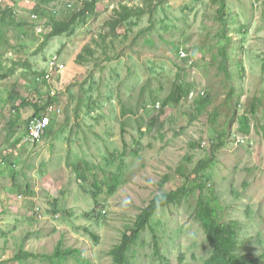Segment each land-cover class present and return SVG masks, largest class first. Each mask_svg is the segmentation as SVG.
Listing matches in <instances>:
<instances>
[{
	"label": "rangeland",
	"instance_id": "1",
	"mask_svg": "<svg viewBox=\"0 0 264 264\" xmlns=\"http://www.w3.org/2000/svg\"><path fill=\"white\" fill-rule=\"evenodd\" d=\"M40 1L0 0L23 12ZM67 1L44 4L46 18L57 8L55 17L66 20L86 0H70V10L57 7ZM225 1L220 20L212 0H97L73 33L42 50L37 35L45 17L35 21L38 33L30 26L23 40L0 45V264H51L13 258L21 251L52 254L60 239L71 249L64 264H115L111 249L165 177L168 191L191 188L194 168L212 150L214 161L201 172L208 184L202 195L199 188L187 192L159 211L152 219L158 255L147 228L128 253L131 264H204L211 247L196 218L200 196L213 200L221 221L240 220L242 254L264 252V0ZM88 45L91 55L83 51ZM178 47L195 54L193 65L180 61ZM80 52L89 57L84 64ZM53 57L65 64L54 72L60 112L32 144L24 130L34 111L24 107L8 138L1 114L18 98L47 94L31 75L51 70ZM179 83L196 97L206 91L209 104L162 107Z\"/></svg>",
	"mask_w": 264,
	"mask_h": 264
},
{
	"label": "trees",
	"instance_id": "2",
	"mask_svg": "<svg viewBox=\"0 0 264 264\" xmlns=\"http://www.w3.org/2000/svg\"><path fill=\"white\" fill-rule=\"evenodd\" d=\"M58 0H41L38 2L39 4L33 6L34 8L31 9L29 12H23L19 11L17 7L14 4H5L0 2V45L1 46H8L9 42L13 39V37L23 40L26 36L30 35V29L28 27H35L36 33H38V26L35 23L36 20L40 18H46V8L44 7V4L53 3ZM97 0H86L83 5L78 6L76 8L77 11L73 15H71L68 19H58L55 17V13L58 11L56 8L53 10V15H49L46 18V22L43 25H40L41 30L38 33L37 36H42V42L38 46V49H43V46L46 45L50 39L56 37V36H62L65 33L71 32L73 33L76 30V27L81 19H86L88 14L95 11ZM217 4V18L220 20H224L225 16V6L226 1L225 0H212V3ZM81 3V2H79ZM81 3V4H82ZM74 2L73 1H67L64 2V5L57 6L59 9L64 8L65 10H70L74 8ZM25 15V16H24ZM124 16H127L126 14ZM42 18V19H43ZM40 20V19H39ZM39 27V28H40ZM43 27V28H42ZM45 28V29H44ZM34 31V30H33ZM42 31V32H41ZM45 31V32H44ZM115 33V32H114ZM10 39V40H9ZM20 44V43H19ZM23 48V47H21ZM6 49V48H4ZM85 54L91 55L92 48L90 45L85 46L83 48ZM178 55L180 56V61L185 63H190L189 60L196 61L195 54H191L186 48L180 49V47L177 48ZM185 50L188 52L187 58L181 57V51ZM40 52V51H39ZM5 53V52H1ZM0 53V55H1ZM35 53H37L35 51ZM4 55V54H2ZM58 57H53L51 59H57ZM89 57L87 55H84L83 52H80L77 57V61L79 63H83L88 60ZM1 59V58H0ZM48 60L49 61L51 60ZM60 61V60H59ZM190 63V64H194ZM64 63V62H63ZM16 66L18 64H15ZM53 70L44 69L43 71H34L31 75L32 82L35 84L43 85L48 87V98L47 100H44L43 98L35 96H31L29 98H18L16 100V104L12 107L11 110L6 114V117L3 116L4 120L7 124L10 126V132L9 137L16 135L17 127L20 126V119L22 117V113L24 107L31 106L32 110L34 111L33 115L39 116L40 111L45 110L48 105L54 104L55 102L59 101L58 98V90L55 95H51V89L48 83L46 82L45 75L50 73ZM42 77L44 80H39L38 77ZM191 86L186 85L183 83H179L176 87V90L170 94L164 103L162 104V107L166 106L169 101L172 102H182L183 100H193L195 101L200 107L199 108H205L209 103L207 101L210 100L209 95H206V91H202V96L196 95L193 97V99L190 98L191 95ZM38 93V92H37ZM204 100H206L204 102ZM164 105V106H163ZM31 118H28V120L25 123V130L24 133L27 134L28 132V122ZM25 134V136H26ZM7 138V140H8ZM21 138V137H20ZM14 139V138H13ZM22 141V139H15L13 142ZM193 147H199L201 146V141L193 142ZM215 149V148H213ZM214 151L212 150V156L211 157H204L202 158L197 166L194 168L193 173L195 176V184L190 188L186 187L187 183H185L183 186L178 187L175 190H166L164 188V184L167 182L169 176H166L164 181L162 182L160 186V192L154 195V197L149 201V204L142 208L141 212L136 216L135 221L133 223L132 228L130 227L127 232V230L123 233L122 239L120 243L116 244L110 251V255L113 258V262L115 264H131L130 255L128 254L131 247L141 239L142 233L147 229L150 228L153 231V244H154V253L158 255L159 253V246L158 241L159 237L157 235V232L155 228L152 226V219L157 215L159 211H161L164 208H167L171 204H177L183 194L187 192H195L198 188L201 190L200 195H202V191L205 189L208 184L204 182L201 175V172L206 170L209 165L214 161ZM18 159L14 160L13 163L15 165L18 164ZM89 167V163H86ZM81 177H84L85 174H79ZM201 175V177H200ZM114 180L115 177L118 178L117 174L113 175ZM17 173L14 172L13 175V184L17 183ZM201 180V181H200ZM95 185L98 187V191H94L93 196L94 198L99 195L101 191V185H98L97 182H95ZM115 190V185L109 186V191L113 192ZM27 191L30 192V186L27 187ZM57 203V200L55 201V204ZM58 207V206H57ZM57 207L54 210V212H57ZM196 218L201 227L203 228V231L206 235V239L208 244L211 247V254L210 256L205 260L204 264H264V252L257 255L255 258H251L248 254H242L240 250L242 249V243L243 240L241 238V231L242 226L240 223V220H234L230 219L229 221H221L220 220V214L218 211V208L213 203V200H206L203 196H200V201L198 202V207L196 209ZM95 239L97 240L98 237L95 236ZM63 239H60L55 251L52 254L47 253H40L38 255L30 254L29 252H19L17 255L14 256V260H20L25 259L30 256L39 258L44 257L48 258L51 261V264H64V261L67 258V255L71 252L70 248H63ZM162 260H166L165 257L162 255L160 256Z\"/></svg>",
	"mask_w": 264,
	"mask_h": 264
},
{
	"label": "built area",
	"instance_id": "3",
	"mask_svg": "<svg viewBox=\"0 0 264 264\" xmlns=\"http://www.w3.org/2000/svg\"><path fill=\"white\" fill-rule=\"evenodd\" d=\"M41 29V28H40ZM188 52L185 50L181 51V57L187 58ZM190 63H193L194 60H189ZM49 65L52 68L50 73L45 75L46 82L52 86L51 89V95L56 94V90L54 89V85L56 83L54 79V72H60L62 69H64L65 64L61 63L59 60L51 59L49 61ZM39 80H44L41 76L38 77ZM194 97V92L191 93V98ZM55 112L54 107H49L48 111L45 113H42L40 116H33L29 122H28V132L26 135V141H29L30 143H36L37 141L41 140V138L45 135L47 132L49 126L52 124V118L50 116L49 112ZM239 139V138H238Z\"/></svg>",
	"mask_w": 264,
	"mask_h": 264
},
{
	"label": "clouds",
	"instance_id": "4",
	"mask_svg": "<svg viewBox=\"0 0 264 264\" xmlns=\"http://www.w3.org/2000/svg\"><path fill=\"white\" fill-rule=\"evenodd\" d=\"M48 85H49V84H48ZM42 86H43V85H42ZM49 86H50V85H49ZM45 87H47V86L45 85ZM55 87L57 88L56 83H55V85H54V89H55ZM50 88H52V86H50ZM55 90H56V89H55ZM47 92H48V91H47ZM56 92H57V90H56ZM193 92H194V91H193ZM191 93H192V92H191ZM194 94H195V92H194ZM47 98H48V95L46 94V95L43 97V99H44V100H47ZM190 98H191V95H190ZM191 99H193V97H192ZM56 106H57V102H55L54 104L48 105L47 108H46L45 110L42 109V111H40V115H41L42 113L47 112L49 107H54L55 112H52V111H51V112H49V113H50V116H51V114L57 116L56 113L60 112V108H59V106H58V108H56ZM33 114H34V113H33ZM33 114H31V118H32L33 116H36V115H33ZM40 115H39V116H40ZM31 118H30V119H31ZM51 118H52V116H51ZM53 121H55V118H52V123H53ZM51 125H52V124H51ZM51 125H50V126H51ZM50 126H49V127H50ZM48 129H49V128H48ZM47 131H48V130H47ZM46 133H47V132H46ZM46 133H45V134H46ZM26 135H27V134H26ZM24 137H26V136H24ZM42 138H43V137H42ZM42 138H41V139H42ZM39 141H40V140H39ZM39 141H38V142H39ZM26 142H28V141H26ZM36 143H37V142H36ZM32 144H34V143H32Z\"/></svg>",
	"mask_w": 264,
	"mask_h": 264
}]
</instances>
